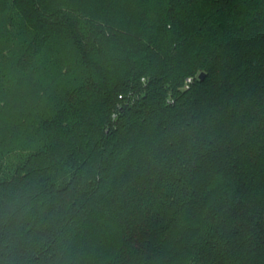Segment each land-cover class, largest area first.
I'll return each instance as SVG.
<instances>
[{"label": "trees", "instance_id": "1", "mask_svg": "<svg viewBox=\"0 0 264 264\" xmlns=\"http://www.w3.org/2000/svg\"><path fill=\"white\" fill-rule=\"evenodd\" d=\"M139 1L0 0V264H264V0Z\"/></svg>", "mask_w": 264, "mask_h": 264}, {"label": "rangeland", "instance_id": "2", "mask_svg": "<svg viewBox=\"0 0 264 264\" xmlns=\"http://www.w3.org/2000/svg\"><path fill=\"white\" fill-rule=\"evenodd\" d=\"M139 5V0H89V9L94 11V15L103 21L121 26L123 31L115 35L113 46H123L131 42L127 29L136 27L137 20L140 19L142 12Z\"/></svg>", "mask_w": 264, "mask_h": 264}, {"label": "built area", "instance_id": "3", "mask_svg": "<svg viewBox=\"0 0 264 264\" xmlns=\"http://www.w3.org/2000/svg\"><path fill=\"white\" fill-rule=\"evenodd\" d=\"M189 80H191V78H189Z\"/></svg>", "mask_w": 264, "mask_h": 264}]
</instances>
